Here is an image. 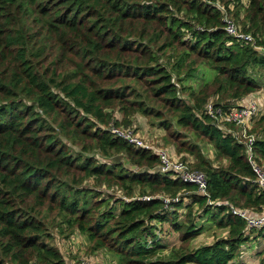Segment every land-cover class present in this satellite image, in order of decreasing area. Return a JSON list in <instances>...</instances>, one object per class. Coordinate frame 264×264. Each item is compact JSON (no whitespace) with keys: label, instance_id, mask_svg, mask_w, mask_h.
Masks as SVG:
<instances>
[{"label":"trees","instance_id":"16d2710c","mask_svg":"<svg viewBox=\"0 0 264 264\" xmlns=\"http://www.w3.org/2000/svg\"><path fill=\"white\" fill-rule=\"evenodd\" d=\"M225 16L261 49L229 36ZM200 65L215 73L197 90L186 84L203 72ZM256 69L264 73V0H0V264H73L50 242L53 227L65 239L85 235L88 253L108 247L142 262L161 247V227L152 222L170 224L188 242L204 229L198 211L225 237L177 249L161 262L232 263L251 232L264 237V228L248 231L227 206L208 199L260 212L264 193L234 134L239 127L225 123V130L206 105L213 99L228 111L261 89ZM137 112L166 130L175 124L192 133L193 140L183 139L176 129L169 138L206 174L209 197L160 173L151 150L114 137L109 127L130 126ZM249 132L264 163V105ZM64 140L81 148L73 152ZM92 151L103 161L86 155ZM219 159L226 165L214 166ZM91 179L123 191L118 211L111 196L81 186ZM162 196L178 201L166 208ZM257 256L264 264V247Z\"/></svg>","mask_w":264,"mask_h":264},{"label":"rangeland","instance_id":"374dc122","mask_svg":"<svg viewBox=\"0 0 264 264\" xmlns=\"http://www.w3.org/2000/svg\"><path fill=\"white\" fill-rule=\"evenodd\" d=\"M243 14V13H242ZM197 68H202L203 72L198 70L197 74L195 75V78L189 80L186 85L192 86L194 89H199L205 81H209L214 76V69L212 67H206L204 65H200ZM261 71V70H260ZM257 71V69L253 72L255 76L258 77L259 81L263 82V85L261 89L257 90L256 95L261 97V100H264V73ZM260 72V73H259ZM210 101L213 102V99ZM114 117H118L119 121L122 119L121 114L117 110H113ZM129 120L131 121L130 126L136 128L137 130L141 131V134L149 139L152 143V145L158 149V148H164L170 151L169 147H172V149L175 151V146H173V140L170 139L171 131H179L181 134V137L183 139H189L193 140L194 137L191 132L187 131L184 128L177 127L175 124H173L169 130H166L162 128L158 124V119L154 118L152 116H146L141 113H134L132 116L129 117ZM219 126L223 127L226 130V127L218 124ZM240 128V127H239ZM185 135V137L183 136ZM68 145L71 146L72 151H78L81 146L80 145H72L71 142L64 140ZM198 143L203 147L205 153L210 159H214V155H212V150L210 146L206 143L205 140H198ZM170 153V152H169ZM96 151H92L86 155H96ZM171 154V153H170ZM174 155V154H172ZM177 156V155H176ZM117 158V157H115ZM121 158V157H120ZM188 158V157H186ZM98 159L101 161L102 158L99 156ZM184 159V158H182ZM192 160V158H190ZM103 161V160H102ZM213 161L214 166H225L226 161L219 159L218 161ZM121 162L125 164L127 162L125 159L121 158ZM82 187H88L91 188L93 191H101L104 193L102 196L103 199L107 200L108 198L111 199L110 201L112 203H115V200L117 198L120 199H126L125 196L122 194L123 191L120 189H117L116 186L114 188H109L107 186V183H103V185L96 186L95 181L86 180L82 182ZM139 191H134V195H138ZM188 200H184L183 203H187ZM116 207L118 211V203L116 202ZM106 209V207H102V211ZM197 209V206H194V211ZM177 212L180 216V219L183 218V214L185 213V208L181 206L180 208H177ZM53 218V214L50 216L49 219ZM195 220L198 225H204V229L202 232L197 235L194 239L183 242L180 240L181 234L178 231H174L170 224L168 223H162L159 224L158 222H152L156 224L157 226L161 227L160 232L156 231L159 237V243L160 248L157 251V254L155 256L149 257L142 262H133V261H126L122 260L121 256L118 254L113 253L108 247H105L103 249H99L96 252L88 253V247L91 245V242L86 238L85 235L80 234L79 232H74L72 235L69 236L68 239L63 238L62 236L58 235L57 228L50 229L51 234L54 236L53 239L50 241L54 246H57L60 251L62 252L64 259L66 262L72 261V263H76L78 260L86 259L89 261L90 264H164V260H167L173 253V251L180 249V248H191L194 249L198 246L204 245V244H211L215 239L221 238L222 236L226 235V230L217 228L214 224H212L207 217L201 216V211H198L196 213ZM258 236L257 231L252 232V236ZM259 240L262 238L264 241V237L259 236ZM262 243V244H261ZM259 241H252L249 246L246 245L248 243H244L243 246H240L239 252L236 256V258L232 261L230 264H260L259 257L257 256V252L262 249L264 246V242ZM242 253V254H241ZM258 258V260H257ZM259 262V263H258ZM187 264H194V263H187Z\"/></svg>","mask_w":264,"mask_h":264},{"label":"built area","instance_id":"2783aa9c","mask_svg":"<svg viewBox=\"0 0 264 264\" xmlns=\"http://www.w3.org/2000/svg\"><path fill=\"white\" fill-rule=\"evenodd\" d=\"M225 31L226 33L238 40H242L246 43L254 45L257 49H261L255 43L254 37L245 33L235 23V21L228 16L224 17ZM261 97L254 96L250 97L244 105H236L231 107L228 111H222L220 107H215L212 101H209L206 105V113L215 119L217 124L223 126V124H234L239 128L237 133L234 132L239 141H242L246 146V159L251 167L254 174L253 181L257 189L264 193V163L260 162L257 154L252 149L254 141V134L250 133L253 118L257 117L262 112L263 103ZM110 132L114 137L120 138L126 141L128 144L135 148H142L145 150H151L154 152L159 163L157 169L160 173L166 174L171 178H178L183 182L190 183L196 186V192L204 197H209L208 192V180L207 176L203 171L195 170L190 167L191 161L183 160L181 156L172 155L167 149L158 148L156 149L151 141L140 134L139 130L132 126H115L109 127ZM163 197V196H162ZM143 199L149 200V196H143ZM165 207H169V203L178 201V197L170 199L163 197ZM208 204L212 207L225 205L230 210V213L242 219L245 222L246 228L249 230H259L264 228V208L260 212H253L250 209L239 208L233 206L222 200L211 201L208 199ZM74 264H90L88 260L81 259Z\"/></svg>","mask_w":264,"mask_h":264},{"label":"crops","instance_id":"0c3cea01","mask_svg":"<svg viewBox=\"0 0 264 264\" xmlns=\"http://www.w3.org/2000/svg\"><path fill=\"white\" fill-rule=\"evenodd\" d=\"M256 92H257V91L252 92V93H249L245 98H243L242 100L238 101L237 104H238V105H239V104H240V105H244L245 102H247V100H248L250 97H254V96H256ZM260 99H261V98H260ZM261 102L264 104V100H263V101L261 100ZM139 132H140V134H141V131H140V130H139ZM235 133H237V132H235ZM169 148H170V151H169V150H168V151H169L171 154H174V155H177V156H181V154H177L176 151H174V150L172 149V147H169ZM187 160H188V161H191L189 157L187 158ZM191 162H192V161H191ZM263 162H264V161H263ZM225 232H226V231H225ZM251 233H252V232H251ZM223 237H225V236H223ZM253 237H254V239H252L250 242H246V243H248V244L246 245L247 247L249 246V244H250L252 241H256V240H257V241H259L260 243H261V242H264V241L262 240V238L259 240V238H258L259 236L254 235ZM262 237H263V236H262ZM261 244H262V243H261ZM243 245H244V244H242L241 246H243ZM263 247H264V246H263ZM263 247H262V248H263ZM241 254H242V253H241ZM257 260H258V258H257ZM258 263H259V262H258Z\"/></svg>","mask_w":264,"mask_h":264},{"label":"water","instance_id":"95a60500","mask_svg":"<svg viewBox=\"0 0 264 264\" xmlns=\"http://www.w3.org/2000/svg\"><path fill=\"white\" fill-rule=\"evenodd\" d=\"M125 167H126L127 169H130V170H135V169H136V166H134V165H129L128 162H125Z\"/></svg>","mask_w":264,"mask_h":264}]
</instances>
